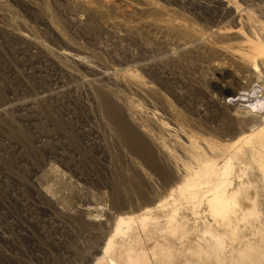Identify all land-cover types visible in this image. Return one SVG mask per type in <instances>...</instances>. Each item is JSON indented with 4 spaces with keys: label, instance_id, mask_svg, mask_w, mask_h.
I'll use <instances>...</instances> for the list:
<instances>
[{
    "label": "rangeland",
    "instance_id": "1",
    "mask_svg": "<svg viewBox=\"0 0 264 264\" xmlns=\"http://www.w3.org/2000/svg\"><path fill=\"white\" fill-rule=\"evenodd\" d=\"M249 90L264 0H0V264H264Z\"/></svg>",
    "mask_w": 264,
    "mask_h": 264
},
{
    "label": "bare ground",
    "instance_id": "2",
    "mask_svg": "<svg viewBox=\"0 0 264 264\" xmlns=\"http://www.w3.org/2000/svg\"><path fill=\"white\" fill-rule=\"evenodd\" d=\"M256 91L249 90L247 93H238L234 97V102L237 103L241 108L246 109V112H257L259 119L264 120V97L257 96ZM250 114V113H249ZM209 202L216 203V211L219 213H228L229 203L222 196H213Z\"/></svg>",
    "mask_w": 264,
    "mask_h": 264
}]
</instances>
